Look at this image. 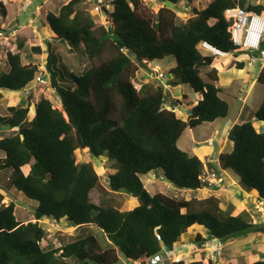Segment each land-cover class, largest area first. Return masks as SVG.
Segmentation results:
<instances>
[{
  "label": "trees",
  "instance_id": "trees-1",
  "mask_svg": "<svg viewBox=\"0 0 264 264\" xmlns=\"http://www.w3.org/2000/svg\"><path fill=\"white\" fill-rule=\"evenodd\" d=\"M79 1L69 0L45 19L56 40L71 49L82 48L88 69L74 73L48 44L46 69L58 103L42 97L34 104L29 120L28 107L7 106L6 114H0V130L17 129L0 138L4 156L0 169L13 172L9 189L13 187L35 202L34 222H19L14 204L4 205L0 193V264H68L67 260L115 264L117 251L129 264H151L152 257L174 251L180 236L194 226L206 231L207 240L222 243L264 233V226L253 225L245 209L233 215L234 208H223L215 197L185 200L162 193L151 195L141 180L160 171L178 190L204 188L200 180L203 163L180 150L177 141L187 128L226 118L228 104L219 97L215 68L205 74L206 80L201 78V68H209L214 57L201 54L197 47L207 42L223 51L234 50L224 12L239 7L261 13L264 5L210 0L205 8H194V16L185 23L176 24L174 11L164 2L176 6L178 0H155L163 6L154 12L146 10L141 0H111V11L104 9L106 24H97L89 14L76 9ZM6 14L0 0V15L5 18ZM33 51L40 53V48L33 47ZM168 57L175 62L168 71L170 85L202 96L197 104H191L185 121L164 108L166 96L161 85L147 82L138 90L133 85L138 65L145 67ZM2 61L8 70L0 72V90L22 91L38 72L35 63L23 64L19 53L6 52ZM256 81L262 86V98L254 116L264 124V70ZM227 140L233 148L219 154V169L264 200V129L250 121L235 124ZM80 152L111 162L106 172L110 192L101 186L93 163L79 160ZM208 166L216 169L213 163ZM92 190L106 197L100 205L91 202ZM108 193H123L139 203L120 209ZM43 219L76 227L95 226L112 247L96 251L97 241L88 234L61 248L47 245L44 249L40 245L46 236L40 225ZM196 240L206 241L200 235ZM251 264H264V260Z\"/></svg>",
  "mask_w": 264,
  "mask_h": 264
},
{
  "label": "rangeland",
  "instance_id": "rangeland-1",
  "mask_svg": "<svg viewBox=\"0 0 264 264\" xmlns=\"http://www.w3.org/2000/svg\"><path fill=\"white\" fill-rule=\"evenodd\" d=\"M98 1L99 11H95V6ZM111 0H80L76 5V9L89 14L93 21L97 24H106V9L111 11ZM210 0H197L192 3L186 2V0H178L176 6L171 8L175 14L176 24L185 23L188 19L194 16L193 9H203V7ZM251 4H263L264 0H247ZM5 4L7 11L6 18H2L0 15V30L5 31V37H0V72H7L8 66L1 60L6 52L19 53L21 62L23 64L35 63L38 66V72L35 78L30 82L26 88L19 92H10L6 90H0L2 98L0 99V114H6L7 106L15 107H28V119L32 118L34 104L42 97L49 99L54 105L58 103L54 89L50 85V73L46 69L47 64V45L50 44L57 54L61 57L63 65H67L70 70L76 74H81L88 69V62L84 57L82 48H73L68 44H63L55 39L50 33V28L46 23L45 16L47 13L56 14L59 8L68 2V0H2ZM142 6L149 12H154L158 8L163 6L162 3L155 0H141ZM212 23V21H211ZM13 31L15 35H13ZM33 47H39L40 53L33 51ZM229 59H217V63L223 67L220 71V80L217 84L221 88V98L228 104V114L226 118H220L213 121V123H203L198 126L197 131L186 129L177 141V147L189 154H193V149L197 147L196 138L199 137L203 141L212 139V149L220 147L223 139H225V132H223L224 126L229 124H240L250 121L253 126L257 124L255 118V112L257 111L262 98V86L257 83H252L253 79L258 73L250 69L243 68L240 71L238 68L229 70ZM149 64V65H148ZM145 67L139 66V70L135 73L133 79V85L138 90L141 85L146 82H150L152 85H161L165 92L164 108L173 110L178 118H183L190 107L189 103L194 99L192 92L186 88L182 89L186 97V102H180L181 105H173L176 103L175 99L180 101L178 93L181 91V87H173L170 85L172 79L168 74L171 65L175 62L171 58H165L162 61H154L148 63ZM259 62L255 64V67L259 66ZM228 65V66H227ZM159 67V72L163 73L162 77L156 80L154 77V69ZM264 70V69H263ZM208 71L207 67L201 68V78L206 80L205 72ZM36 77L44 80L45 83L36 81ZM182 93V94H183ZM172 105V106H171ZM187 110H186V109ZM17 129H2L0 130V138L13 135ZM201 143V147H207L209 145ZM211 146V145H210ZM226 149V148H225ZM215 152V151H214ZM79 160L81 162H92L96 174L99 176L101 186L109 191L108 180L106 172L111 168V162L106 158H92L90 154L86 152L78 153ZM4 156L0 153V165L4 162ZM203 163V177L205 176V166L208 163L209 157L201 155L199 159ZM209 170H211L209 168ZM216 172L215 169H212ZM220 171L219 169H217ZM26 172L25 170H22ZM13 172L10 169H0V193L3 195L2 203L4 205L12 202L15 206V217L19 222L27 223L34 222L33 208L34 201L26 198L22 193H17L12 187L9 189L13 178ZM151 175L159 176L160 171H153ZM150 176V175H149ZM149 176H142L146 190L151 194L162 193L169 197L185 200H202L208 197L218 198L221 202V206L225 209H234L231 211L233 215H236L242 210H247L251 215H257V211L251 207L249 203L253 202L254 195L245 190L229 172L222 173L223 183L219 187L202 188L198 190H178L167 181L148 182L146 180ZM109 197L115 202L117 208H130L139 203L138 200L131 198L126 194L108 193ZM250 195L249 197H246ZM91 202L96 205H100L105 200V196L99 191L92 190L89 193ZM184 211V210H183ZM40 225L46 230V236L41 242V247L46 248L47 245L52 248H61L67 243H70L78 238H82L88 234L92 235L98 244L96 251L102 252L110 247L111 244L106 239L104 233L95 226H81L76 227L72 225H65L63 223H55L53 221L43 219L40 221ZM196 235H200L206 239V247H200L198 250L193 249V245L197 242ZM252 235V236H251ZM248 235L247 237L237 238V240L231 239L230 244H240L237 246V256L227 255L228 259L222 258L223 244L219 241L207 240L206 231L201 227H195L191 231H187L182 234L179 241L176 243L174 253H165V264H173L175 262L183 261L185 263L194 261L201 250V252L208 253V257H204L201 261L202 264H251L258 260H264V233H255ZM246 238V239H245ZM248 238V239H247ZM247 242V243H243ZM204 243V242H203ZM199 243V244H203ZM188 250L183 252V248L187 247ZM227 243L225 246H228ZM252 245L249 250L244 246ZM194 252H193V251ZM248 251L247 254L240 255V251ZM182 251V252H181ZM188 251V252H187ZM212 253V255H211ZM118 261L115 264H128L124 256L117 251ZM222 255V256H221ZM209 258V259H208ZM220 258H222L220 260ZM232 259L233 261H229ZM68 264H75L67 260Z\"/></svg>",
  "mask_w": 264,
  "mask_h": 264
},
{
  "label": "built area",
  "instance_id": "built-area-1",
  "mask_svg": "<svg viewBox=\"0 0 264 264\" xmlns=\"http://www.w3.org/2000/svg\"><path fill=\"white\" fill-rule=\"evenodd\" d=\"M98 1L95 6V11H99ZM225 19L230 22L228 32L231 36V41L234 50L223 51L207 42H201L198 45V50L203 55L213 56L214 58H226L234 64V66L242 65L245 67H254L257 62L260 63V70L264 69V12L255 13L246 11L242 8L229 9L224 12ZM16 31H13L15 35ZM0 37H5V31L0 30ZM157 77L161 78L162 73H159L158 68L155 69ZM36 81L45 83L39 77H36ZM150 182L164 181L162 174L159 176L151 175L149 177ZM201 182L204 184V188L219 187L223 183V178L219 172L214 170H205V176L200 177ZM253 199V208L257 211L256 217L251 215L250 220L253 225L264 226V200L258 198L255 194ZM247 195L246 197H249ZM205 248L206 242L203 244L196 243L193 245L194 250ZM165 257L156 255L151 258V264H165Z\"/></svg>",
  "mask_w": 264,
  "mask_h": 264
},
{
  "label": "crops",
  "instance_id": "crops-1",
  "mask_svg": "<svg viewBox=\"0 0 264 264\" xmlns=\"http://www.w3.org/2000/svg\"><path fill=\"white\" fill-rule=\"evenodd\" d=\"M69 1V0H68ZM208 3V2H207ZM66 4V3H65ZM5 5V4H4ZM64 5V4H63ZM207 5V4H206ZM206 5L203 7V8H205L206 7ZM6 13H7V11H6ZM6 18V17H5ZM213 22V21H212ZM50 33H52V35L54 36V34H53V32L51 31V29H50ZM58 41V40H57ZM217 59L218 58H214V60H213V62H212V64H211V66L209 67V68H207V70L209 71V69L210 68H215L216 70H217V75H218V81H217V83H216V86H217V84H218V82H219V80H220V71H222V69H223V67H221L220 66V64L219 63H217ZM220 60H222L223 58H219ZM228 63H229V70L231 69H233V68H236L237 69V66H234V64L232 63V62H230L229 60H228ZM174 65H171L170 66V68H172ZM260 64H259V66L258 67H250V68H248V67H245V66H243L242 67V69H239L240 71H242L243 70V68H246V69H250V71H251V73H253V71L255 72H257V73H259V70H260ZM169 68V69H170ZM208 71H206L205 72V74L208 72ZM153 74H154V77L156 78V80H157V75H156V72L154 71V72H152ZM256 78H257V76L253 79V81H252V83L254 84V83H257V81H256ZM170 79H172V78H170ZM147 83V82H146ZM150 83V82H149ZM258 84V83H257ZM174 87V86H173ZM175 87H179V86H175ZM181 87V86H180ZM220 88V87H219ZM183 88L181 87V91H180V93H178V98L179 97H181V95H182V97H181V100L180 101H178V100H176L175 99V101L176 102H183V101H187L186 100V97L185 96H183L184 95V93H183V90H182ZM183 93V94H182ZM220 94H221V88H220V92H219V97L221 98V96H220ZM192 95L194 96V99L192 100V101H190V102H188L189 103V105L191 106V104H193V105H195V104H197V102L199 101V100H201V98H202V96H201V94H199V93H192ZM184 97V98H183ZM222 99V98H221ZM178 105H181V103H179ZM186 109V108H185ZM189 109H190V107H189ZM189 109L187 110L188 111V113H186V115L183 117V118H180V119H182L183 121H185L186 119H187V117H188V114H189ZM211 123H213V122H211ZM234 124H229V125H225L224 126V129H223V132H225V139H223V141H222V144L223 145H221L220 147H218V148H216L215 150H213L212 149V139H210V140H208V141H206V140H202L201 138H199V137H197L196 138V145H197V147H195L194 149H193V154L195 155V156H197L199 159H201V155H205V156H208L209 157V160H208V162H210V163H213L214 165H215V167H216V169L215 168H212V167H209L208 166V163H206V165L204 164V166H205V168L206 169H215L216 170V172H219V174H220V176L222 175V173H224L225 171H222V170H220L219 169V167H218V156H219V154H221V153H223V152H226V153H229V152H231L232 151V148H233V143L232 142H229L228 140H227V135H228V132H229V130L232 128V126H233ZM255 127L257 128V129H264V124H261L260 122H257V124L255 125ZM187 129H189V128H187ZM186 130V129H185ZM185 130H184V132H185ZM190 130H193V131H197L198 130V128L196 127V128H194V129H190ZM183 132V133H184ZM205 141H206V144L207 145H209V146H207V147H201V143H205ZM211 145V146H210ZM226 148V149H225ZM215 151V152H214ZM217 169H219L220 171H218ZM226 173V172H225ZM161 174V173H160ZM151 176V174L149 173V174H147V175H145L146 177L147 176ZM149 176V177H150ZM149 178H147L146 180H148ZM148 182H149V180H148ZM192 191V190H191ZM252 194H254V193H252ZM250 205H251V207L253 206V204L252 203H249ZM195 227H198V226H194V227H192V228H190V229H187L185 232H187V231H191L192 229H194ZM184 232V233H185ZM183 233V234H184ZM252 236V235H251ZM241 239V238H240ZM246 239V238H245ZM248 239V238H247ZM210 240H213V239H210ZM231 240V239H230ZM230 240H227L226 242H224V243H222L221 242V244H223L224 246H223V250H222V253H223V256H222V258H225V259H228L227 258V255H231V256H234V255H236L237 256V253H238V251H237V246H239L240 244H230V243H232ZM233 240H237V239H233ZM220 243V242H219ZM227 243H229V245L228 246H225ZM243 243H247V242H243ZM184 246H187V247H185V248H183V252H185V250H188V245H184ZM244 247H247L246 249L247 250H249V248H251L252 247V245H247V246H244ZM193 251V250H192ZM175 251H173V254H175L174 253ZM182 252V251H181ZM188 252V251H187ZM194 252V251H193ZM164 253H166V251L164 252ZM199 254L197 255V256H199L198 258H196V260L194 259V261H201L204 257H208V253L207 252H205V253H203V252H201V250H200V252H198ZM248 253V251H240L239 252V254L242 256V255H244V254H247ZM211 255H212V253H211ZM222 258H220V260L222 259ZM209 259V258H208ZM229 261H233L232 259H230ZM129 264V263H128Z\"/></svg>",
  "mask_w": 264,
  "mask_h": 264
},
{
  "label": "water",
  "instance_id": "water-1",
  "mask_svg": "<svg viewBox=\"0 0 264 264\" xmlns=\"http://www.w3.org/2000/svg\"><path fill=\"white\" fill-rule=\"evenodd\" d=\"M164 4H165V6H166L167 8H170V9L174 7V5H173L171 2H169V1H165ZM171 106H172V105H171ZM100 158H102V156H101ZM167 182H168V181H167ZM63 224L68 225L67 222H63Z\"/></svg>",
  "mask_w": 264,
  "mask_h": 264
},
{
  "label": "clouds",
  "instance_id": "clouds-1",
  "mask_svg": "<svg viewBox=\"0 0 264 264\" xmlns=\"http://www.w3.org/2000/svg\"><path fill=\"white\" fill-rule=\"evenodd\" d=\"M149 65V64H148ZM158 69H159V67L158 66H156ZM154 71H155V69H154ZM156 72V71H155ZM159 73H161V72H159ZM162 75H163V73H162ZM159 77H157V79H158ZM160 79V78H159ZM161 173V172H160ZM165 180V179H164ZM166 181V180H165Z\"/></svg>",
  "mask_w": 264,
  "mask_h": 264
}]
</instances>
